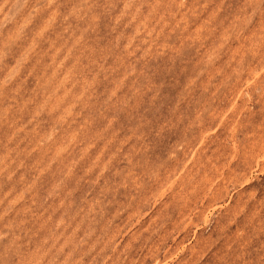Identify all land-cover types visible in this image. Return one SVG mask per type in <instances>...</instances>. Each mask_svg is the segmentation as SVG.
<instances>
[{
  "label": "rangeland",
  "instance_id": "374dc122",
  "mask_svg": "<svg viewBox=\"0 0 264 264\" xmlns=\"http://www.w3.org/2000/svg\"><path fill=\"white\" fill-rule=\"evenodd\" d=\"M0 264H264V0H0Z\"/></svg>",
  "mask_w": 264,
  "mask_h": 264
}]
</instances>
